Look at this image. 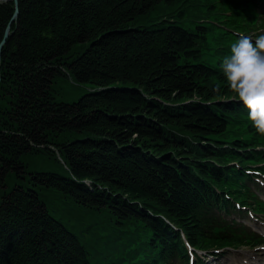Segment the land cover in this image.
Returning <instances> with one entry per match:
<instances>
[{"label": "trees", "instance_id": "16d2710c", "mask_svg": "<svg viewBox=\"0 0 264 264\" xmlns=\"http://www.w3.org/2000/svg\"><path fill=\"white\" fill-rule=\"evenodd\" d=\"M18 1L1 64L0 264H190L183 236L209 252L263 243L230 219L264 214L251 188L264 136L221 64L241 35H264V0ZM15 10L0 3V43ZM69 85L92 90L66 102Z\"/></svg>", "mask_w": 264, "mask_h": 264}, {"label": "clouds", "instance_id": "9594fccd", "mask_svg": "<svg viewBox=\"0 0 264 264\" xmlns=\"http://www.w3.org/2000/svg\"><path fill=\"white\" fill-rule=\"evenodd\" d=\"M221 68L228 90L238 97L247 110V119L255 131L264 136V35L256 37L241 35L231 47ZM213 88V92H218ZM199 102L193 93L190 103Z\"/></svg>", "mask_w": 264, "mask_h": 264}, {"label": "rangeland", "instance_id": "374dc122", "mask_svg": "<svg viewBox=\"0 0 264 264\" xmlns=\"http://www.w3.org/2000/svg\"><path fill=\"white\" fill-rule=\"evenodd\" d=\"M260 11H264V8H260ZM75 87L73 86H66L64 88L65 94L63 96V100L66 102H73L76 101L81 93H87L92 90V87L85 86V88H81L80 91H75ZM27 161L29 163H37L34 158H28ZM63 166L59 164H55L53 162H49L40 167L35 164L33 168L35 169H42L43 171H60ZM262 197L264 198V189L262 190ZM252 220V218H251ZM249 223L259 231H264V224L257 223V222H250ZM218 259L216 262H210L209 259L208 264H264V247H260L258 249H232L227 251L219 252L216 256Z\"/></svg>", "mask_w": 264, "mask_h": 264}, {"label": "water", "instance_id": "95a60500", "mask_svg": "<svg viewBox=\"0 0 264 264\" xmlns=\"http://www.w3.org/2000/svg\"><path fill=\"white\" fill-rule=\"evenodd\" d=\"M9 1H14L15 2V13L13 15V18L12 20L10 21L7 29H6V32H5V35H4V38L0 44V84L2 82V73H1V63H2V51H3V48L5 46V44L7 43V40L9 39V37L11 36V27H12V24L18 19V16H19V1L18 0H0V3L1 2H9Z\"/></svg>", "mask_w": 264, "mask_h": 264}, {"label": "bare ground", "instance_id": "6f19581e", "mask_svg": "<svg viewBox=\"0 0 264 264\" xmlns=\"http://www.w3.org/2000/svg\"><path fill=\"white\" fill-rule=\"evenodd\" d=\"M1 44V43H0Z\"/></svg>", "mask_w": 264, "mask_h": 264}]
</instances>
